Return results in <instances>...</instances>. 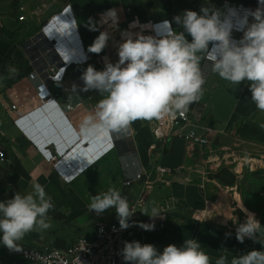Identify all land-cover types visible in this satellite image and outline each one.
<instances>
[{"label": "crops", "instance_id": "1", "mask_svg": "<svg viewBox=\"0 0 264 264\" xmlns=\"http://www.w3.org/2000/svg\"><path fill=\"white\" fill-rule=\"evenodd\" d=\"M84 1L86 5H82ZM98 1L79 0L71 3L61 0L58 5L42 11L38 18L34 16L30 20L27 19L22 29L18 27L17 18L6 23L9 30L16 32L14 42H32L54 16L68 7L62 15L65 18H55L41 33L42 36L46 35L47 40L40 47H36L39 59H42L41 63L36 65L49 72V81L51 80L52 84H47L45 79L39 77L33 58L21 49L23 53L20 51L18 56L23 61L24 71L16 78L17 84L10 94L5 96V104L3 103L8 105L12 119H0V131L9 138L6 141L0 137V141L5 140L6 153L5 159L0 158V202L11 199L15 193L23 195L31 192L32 182L36 181L44 186L55 206L48 212L52 227L43 232L34 229L26 233L23 239L17 242L18 245L21 249H67L79 237L94 239L97 221H119L115 209L106 210L102 214L89 212L91 197L109 188H115L127 198L130 208L136 210L138 219L151 220L156 226H164L160 231L149 232L144 237L131 232L126 241L153 244L162 252L169 244L181 247L185 239H196L210 257V264H215L221 256H226L230 264L233 256L246 254L253 249L264 251V235H259L260 243L248 238L243 243L236 240V232L230 229L232 215L229 216V205L223 202L227 193L238 188L237 180L245 168L254 169L255 162L260 161L258 157L264 154V128L260 127L264 124V112L258 110L251 101L249 81L235 85L213 72L200 100L190 104L187 109L193 124L200 131L205 128L216 131L212 148L220 154L221 165L208 162L207 155L202 156L199 150L191 152L188 143L182 139H171L162 151L161 144L153 136L159 118L137 119L131 123L127 132L116 133V136L114 132L101 131L90 139L92 143L81 137L80 126L83 119L94 114L98 102L107 95H101L97 90L81 91L84 87L81 79L84 70L92 65L100 71L104 69L106 60L117 62L118 45L123 42L122 33H130L129 26L132 24L139 27L133 36L137 33L152 36L151 23L168 20L165 10L148 9L145 1L137 3L134 0H100L106 4L95 5ZM109 9L116 10L117 27L113 30L114 34L101 53L90 52L89 46L100 32L104 31L99 24L113 18L106 15ZM255 9L257 8L253 11ZM242 14L239 13L234 18L233 39L239 40L243 35V31L235 29L243 24L240 18ZM69 15H72L71 18ZM62 19L67 21L61 22ZM100 19L105 21L99 23ZM133 19H138V22H133ZM248 20L251 22L252 18L249 16ZM91 26L96 30H91ZM61 30L74 45L66 56H76L82 63L72 62L66 69L64 79L55 82L51 78L59 71L54 66L55 63L68 64L67 57L61 55L59 50L50 55L52 48L49 44H52L54 49L61 47L53 41L55 36L61 37ZM74 30L77 33L73 32ZM187 38L191 40L190 36ZM27 45L29 44H26V49ZM83 57L88 60L83 62ZM55 59L56 61H52ZM205 59L200 62L204 79L209 72L202 70ZM49 63L51 67L48 66ZM211 68L212 65L209 70ZM31 78L51 94L47 99L44 100L36 94ZM73 85L77 86L75 92ZM49 99L55 100V104L48 102ZM15 103L22 106L19 111L12 113L10 107ZM39 111H42V114L50 113L56 119L57 127L53 129L49 139H43L31 130L30 117ZM23 116L25 122L21 128L15 124V120ZM127 137H131L134 147L129 146L130 140L122 142ZM81 140L86 153L78 157L72 149L73 145ZM111 142L115 148L121 146V152L112 149L108 154H102L105 148L112 145ZM35 145L44 149V153ZM54 145L59 147L64 156L59 166L66 165L67 162L72 168L67 167L60 171L54 169V162L49 161L45 154H55ZM46 148L48 150H45ZM98 156L100 158L96 159ZM128 160L129 163L136 160L151 178L145 177L143 181L126 187L124 180L127 176ZM91 161L94 163L88 166ZM159 168L169 169L170 172L160 173ZM67 176L68 179L73 177L70 182L64 180L63 177ZM238 195L236 193V202L240 208L244 202ZM141 200L145 203L141 204ZM152 207H157L162 212L160 217L151 218L140 211L147 209L151 214ZM219 207H226L224 214L215 213ZM226 233L231 235L226 236ZM0 264L40 263L22 258L19 251H10L0 242Z\"/></svg>", "mask_w": 264, "mask_h": 264}, {"label": "clouds", "instance_id": "2", "mask_svg": "<svg viewBox=\"0 0 264 264\" xmlns=\"http://www.w3.org/2000/svg\"><path fill=\"white\" fill-rule=\"evenodd\" d=\"M259 4L260 7L254 11H243L240 17L243 35L239 40L232 37L234 18L238 15L236 9L227 8L222 12L203 6L199 13L184 10L174 16L173 21H165L170 28L165 37L122 33L123 42L117 50L118 61L106 60L104 69L100 71L89 65L82 73L84 87L81 91L97 90L101 95H107L98 102L95 113L83 119L81 134L92 139L101 131L127 132L137 119L151 120L166 112L183 115L188 106L203 95L205 79L200 62L204 58L212 62V71L223 80L235 85L249 81L251 101L264 112V0H259ZM106 15L116 19V10L109 9ZM172 23L182 31L172 29ZM91 30L96 28L91 26ZM108 40L109 34L101 31L89 46V51L101 53ZM18 71L15 66H7L9 78L17 75ZM76 87L73 85V92ZM51 102L55 104V100ZM260 127L264 128V124ZM35 146L44 153V149ZM54 151L55 154L50 152L52 158L62 161L64 156L59 147L54 145ZM54 207L51 196L36 181L32 182L31 192L15 193L11 199L0 202V242L10 251H20L17 242L26 233L34 229L43 232L52 227L48 212ZM109 209H115L121 230L132 226L146 231L155 229L154 223H129L136 210L130 208L127 198L115 188L92 196L88 205L89 212L97 214ZM240 209L246 218L236 226V240L243 243L248 238L260 243L258 237L264 226L254 213L243 207V203ZM140 211L151 218L160 217L162 213L157 207H152L151 214L147 209ZM228 235L231 233H226ZM119 254L126 264H210V257L201 244L192 238L185 239L181 247L169 244L162 252L153 244L124 241ZM215 264H228V258L221 256ZM230 264H264V251L253 249L233 256Z\"/></svg>", "mask_w": 264, "mask_h": 264}, {"label": "built area", "instance_id": "3", "mask_svg": "<svg viewBox=\"0 0 264 264\" xmlns=\"http://www.w3.org/2000/svg\"><path fill=\"white\" fill-rule=\"evenodd\" d=\"M21 1H22V4L19 7V12H21L20 13L21 15L18 17V21L21 23H24L28 19L27 5L24 4L23 2L24 0H21ZM67 9L68 7L65 8L62 13L54 16L52 20L43 27V30L41 31V33L47 29L49 24L55 18L57 19V17H65L62 15ZM234 9H236L239 14V13H243L245 9L253 10L254 8L247 7L245 5H239L235 7ZM69 16L71 18L72 15H69ZM66 21L67 20L65 19L62 22H66ZM166 21H170V20H166ZM164 22L151 23L153 24V29L150 31L151 34H153L152 36L165 37L168 34L170 28H169V25ZM171 28L174 29L173 25H171ZM242 28H243V24H241V27H237L235 29L237 31L242 32ZM129 30H131V26H129ZM73 32H75V30ZM41 33L38 34L36 36L37 38L35 37L36 39L33 40L32 42L30 41L26 42V44L30 43L29 45H27V49L23 47L22 45V49L27 55L31 53H34L35 55V52L37 54L36 47L39 44H43L45 42L43 41L44 36H42ZM87 60L88 59L86 57H83V62H86ZM36 61H38V59ZM74 61L76 63L77 61L82 63V61H80L79 59L77 60L76 56H73L72 59L68 60L67 65L70 66L71 63ZM55 64H57L56 67L59 69V71L54 77H51V78L53 81L59 82L63 79V76L65 75L63 71L66 69V66L61 68L59 66V63H55ZM210 65H212V62L209 61L208 59H205L202 70H207L209 72L206 75L205 83L202 86L203 90L207 84L208 78L213 73L212 68L209 70ZM43 69L44 68L42 67L41 71L37 70L39 73V77L43 79L45 76L50 77V74H48L49 72L47 70H45L43 73ZM30 80L33 83L34 89L36 90V94L40 98L45 100L48 98V96L51 95L49 92H47V90H45V88L42 85L38 86L35 83L33 78H31ZM50 84H52L51 80H50ZM51 100L52 99H49L48 102H50ZM21 106L22 105L18 103L11 105L10 112L14 113V112L19 111ZM24 118L25 116L16 119L15 124L18 125L19 127L21 126L22 128L23 123L25 122ZM26 130L30 131L29 129H26ZM80 134H81V131H80ZM215 134H216V131L211 128H205L202 131H200L199 128L193 124L192 119L189 116L187 111L184 112L183 115H181L179 112L163 113V116L159 117L158 123L155 129L153 130V136L161 144L162 151L165 150V147L167 146V144L169 143L171 139L173 138L182 139L188 143V149L191 152L199 150L202 156L207 155L208 162L221 165L220 156H219L220 154L214 151L212 148V142H213L212 139ZM0 137L6 139V141L9 140V138L1 131H0ZM81 137L83 138V140L85 141L87 140L90 143H92V140L85 138L82 134H81ZM78 139L80 140V138ZM130 139L131 137H127L124 140H122V142L129 141ZM55 142L57 143V141ZM111 143L112 145L105 148L102 154L104 153L108 154L109 151H111V149L113 148V142ZM129 146L134 147V145L131 143V140H130ZM45 154H46L47 159L52 158L49 152H45ZM100 156L96 157V159L100 158ZM5 157H6L5 148H2L0 150V158L5 159ZM52 159L56 160L55 157ZM96 159L94 161H96ZM94 161H91V163H89L88 166L93 164ZM61 166L63 165L61 164ZM126 169H127L126 170L127 176L125 177V180H124V185L126 187H130L134 183L143 181L145 177H147L148 179L151 178L150 174L147 173L146 169L140 166V164L136 160L130 162L129 165H127ZM59 170H61L60 167H59ZM158 171L160 173L170 172V170L166 168H159ZM63 178L66 182H70V180L73 177L71 179H68L69 176L63 177ZM140 203L144 204L145 202L144 200H141ZM133 210L135 211V209ZM133 222L153 223L151 220L138 219L136 217V211L131 217V219L129 220L130 224H132ZM163 227H164L163 225H159V226L155 225V229L153 231H160L161 229H163ZM230 229L236 232V228L230 227ZM153 231H146L140 228L139 226H132L126 230H121L119 223H109L106 221L99 220L96 222V235H95V238L92 240H89L85 237H79L75 241V243H73L67 249H57V248L33 249V248L24 247L19 251V255L28 261L37 262L40 264H125V261L123 260L122 256L119 253L124 246V241H126L128 234L131 232H136L144 237L147 233L153 232Z\"/></svg>", "mask_w": 264, "mask_h": 264}, {"label": "rangeland", "instance_id": "4", "mask_svg": "<svg viewBox=\"0 0 264 264\" xmlns=\"http://www.w3.org/2000/svg\"><path fill=\"white\" fill-rule=\"evenodd\" d=\"M109 1V0H107ZM137 3L142 2L143 0H134ZM25 5H27V17L30 20L32 17H39L41 12L46 11L48 8L58 5L61 0H24ZM82 5H86L85 1L82 2ZM101 3L106 4V2L98 1L95 5H100ZM22 4L21 0H0V119L4 121L12 119L11 113L8 112L7 106L5 104V96L10 94V91L15 87L16 78L23 73L24 64L23 61L20 60L18 53H23L22 45L26 48V42L28 41H19L14 42L15 39H9L5 36H2L1 30L7 29V21L16 20L21 14L19 12V7ZM222 12H226L227 9L221 10ZM36 18V19H37ZM65 18V17H64ZM137 18V17H135ZM63 20V19H62ZM61 20V22H62ZM110 21H116L115 18L109 19ZM138 19H133V22ZM105 21L104 19H100V22ZM138 22V21H136ZM18 27L22 29L26 23H22L18 21ZM104 24V23H102ZM102 24H99L102 26ZM133 26V27H132ZM130 33L134 34L138 30V26L132 24ZM43 29H41L42 31ZM141 30V29H140ZM40 31V32H41ZM38 42V41H37ZM30 44V43H28ZM37 44V43H36ZM19 49V51H17ZM22 49V50H21ZM21 51V52H20ZM12 65L15 66L19 71L18 74L9 78V74L7 72V66ZM39 71L41 68L39 66H35ZM44 68V67H43ZM45 69H43L44 73ZM10 106V105H9ZM5 140L2 139L0 141V150L4 148ZM117 144V143H116ZM116 151V148L113 146L112 148ZM111 149V151H113ZM109 151V152H111ZM54 163V169L56 171L59 170L60 161H56L50 158ZM49 159V160H50ZM260 161H256L254 169L245 168L244 172L240 175V179L237 180L238 188L231 192L227 193V198L223 199V202H227L229 205V216L232 215V220L230 222V227L236 228L238 223H243L245 221V213L241 211L237 202H236V193H238V197L242 198L244 208L249 212H254L256 218L259 220L262 226H264V154L261 157H258ZM50 160V161H51ZM56 161V162H55ZM60 171V170H59ZM237 197V198H238ZM225 200V201H224ZM228 200V201H226ZM226 207H219V210H216L217 214H224ZM260 236L264 235V228H262Z\"/></svg>", "mask_w": 264, "mask_h": 264}, {"label": "trees", "instance_id": "5", "mask_svg": "<svg viewBox=\"0 0 264 264\" xmlns=\"http://www.w3.org/2000/svg\"><path fill=\"white\" fill-rule=\"evenodd\" d=\"M69 2H77L79 0H68ZM148 9H162L165 10L168 20L173 21V17L181 14L184 10H193L200 12L201 7L217 8L223 10L224 8H235L239 5L247 7L258 8L260 7L259 0H143ZM18 19V18H17ZM174 29L179 32L182 29L175 23H172ZM2 36L9 39L16 38V32L7 29L1 30Z\"/></svg>", "mask_w": 264, "mask_h": 264}, {"label": "water", "instance_id": "6", "mask_svg": "<svg viewBox=\"0 0 264 264\" xmlns=\"http://www.w3.org/2000/svg\"><path fill=\"white\" fill-rule=\"evenodd\" d=\"M61 37L60 36H55V39H53L54 44H57L58 46L60 45V49H54L51 45L49 44V47L52 48V51L50 53V55L55 54L57 51L59 50L61 52V55H63L64 57H67V60L72 59L73 57H69L66 56L69 52H71L72 47L74 46L72 44V42L70 41L69 37L67 36V34L63 33V31L61 30ZM59 40H57V39ZM42 44H39L38 46L40 47ZM39 54V53H38ZM36 54L34 55L32 58L34 61H36L37 59L39 60L38 63H41L42 59H39V55ZM52 61H56L52 60ZM59 66L62 68L64 66L68 67L67 64L65 63H60ZM47 110V109H46ZM43 112L39 111L37 113H34L31 117H30V124H31V130L32 132H36L39 136H41L43 139H49L51 137V133L53 131L54 128L57 127V122L56 119L54 118L53 115H51L50 113L44 112V114H42ZM82 143L83 141H78L73 145V149L75 150V153L78 154V157H81L84 155V150L82 147Z\"/></svg>", "mask_w": 264, "mask_h": 264}, {"label": "bare ground", "instance_id": "7", "mask_svg": "<svg viewBox=\"0 0 264 264\" xmlns=\"http://www.w3.org/2000/svg\"><path fill=\"white\" fill-rule=\"evenodd\" d=\"M99 27L100 28H102L104 31H106L108 34H109V39H111L112 38V36H113V30H114V28H116L117 27V23H116V21H110V20H107V21H105V23L104 24H102V26H100L99 25ZM118 32V31H117ZM46 36V35H45ZM44 36V39H43V41H46L47 40V37H45ZM111 42V41H110ZM31 55V57H33L34 56V53L32 54H30ZM39 61V60H38ZM38 61H34L33 62V64H34V67L35 66H38V65H36V63H38ZM49 67H51V65H50V63H49V65H48ZM55 67L57 66V64H55L54 65ZM36 68V67H35ZM41 68V67H40ZM39 71V70H38ZM49 74V73H48ZM44 79H45V82L47 83V84H49L48 82H50L49 81V79H50V77L49 76H45L44 77ZM114 135L116 136V133H114ZM122 136V135H121ZM35 140H37V139H35ZM36 142H38V141H36ZM118 150H120V152H121V146H119V148H117V146H116V151H118ZM57 161H59V160H57ZM125 164H127V163H125ZM127 165H129V160H128V164ZM66 169H67V167H70V168H72V165L71 164H67V162H66V165L64 164L63 165ZM63 166H59L61 169H64V167ZM243 169V168H242ZM241 170V169H240ZM242 171V170H241ZM65 174V173H64Z\"/></svg>", "mask_w": 264, "mask_h": 264}]
</instances>
